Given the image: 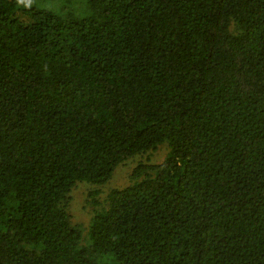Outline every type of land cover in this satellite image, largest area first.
I'll list each match as a JSON object with an SVG mask.
<instances>
[{"label": "trees", "instance_id": "16d2710c", "mask_svg": "<svg viewBox=\"0 0 264 264\" xmlns=\"http://www.w3.org/2000/svg\"><path fill=\"white\" fill-rule=\"evenodd\" d=\"M32 1L0 0V264H264V0Z\"/></svg>", "mask_w": 264, "mask_h": 264}, {"label": "rangeland", "instance_id": "374dc122", "mask_svg": "<svg viewBox=\"0 0 264 264\" xmlns=\"http://www.w3.org/2000/svg\"><path fill=\"white\" fill-rule=\"evenodd\" d=\"M37 4L42 7L57 9L60 8V2L58 0H33L30 5ZM28 4V6H30ZM168 151L166 145L161 146L157 151L152 153L150 156L152 162L162 161ZM149 153L144 156H135L127 160L125 163L119 165L113 174L112 179L104 185L97 186L86 181L78 182L77 186L73 189L72 199L70 202V212L73 214V219L77 223L87 224L90 220L91 215L93 214V205L89 203L91 196L89 193L92 190L99 188L101 194L98 197L101 201L105 200L107 194L111 191L112 188H123L131 183V175L134 167L140 161H146Z\"/></svg>", "mask_w": 264, "mask_h": 264}, {"label": "clouds", "instance_id": "9594fccd", "mask_svg": "<svg viewBox=\"0 0 264 264\" xmlns=\"http://www.w3.org/2000/svg\"><path fill=\"white\" fill-rule=\"evenodd\" d=\"M29 2H30V0H29Z\"/></svg>", "mask_w": 264, "mask_h": 264}]
</instances>
